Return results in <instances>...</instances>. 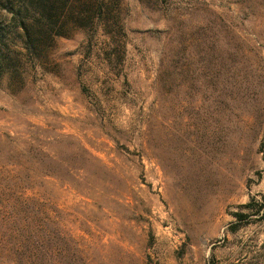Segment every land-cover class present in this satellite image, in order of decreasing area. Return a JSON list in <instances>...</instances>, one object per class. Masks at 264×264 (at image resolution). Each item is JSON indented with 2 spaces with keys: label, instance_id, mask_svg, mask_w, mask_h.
<instances>
[{
  "label": "rangeland",
  "instance_id": "374dc122",
  "mask_svg": "<svg viewBox=\"0 0 264 264\" xmlns=\"http://www.w3.org/2000/svg\"><path fill=\"white\" fill-rule=\"evenodd\" d=\"M102 1L38 48L0 0V180L47 264H264V0Z\"/></svg>",
  "mask_w": 264,
  "mask_h": 264
},
{
  "label": "trees",
  "instance_id": "16d2710c",
  "mask_svg": "<svg viewBox=\"0 0 264 264\" xmlns=\"http://www.w3.org/2000/svg\"><path fill=\"white\" fill-rule=\"evenodd\" d=\"M96 0H33L38 17L33 25L22 21V28L28 37L35 36L32 43L40 48L56 37L65 36L56 31L68 27L69 23L85 26L89 19L95 22V8L103 12L105 3L95 4ZM109 10V8H108ZM111 39V38H110ZM113 40V38L111 39ZM121 49L120 41H113ZM121 47V48H120ZM264 145V134H263ZM9 183L0 180V261L9 264H47L49 259V230L47 202L36 196L27 195L25 190H18L17 179ZM11 183L16 185L12 188ZM12 189L11 192L3 191ZM249 206V205H246Z\"/></svg>",
  "mask_w": 264,
  "mask_h": 264
}]
</instances>
